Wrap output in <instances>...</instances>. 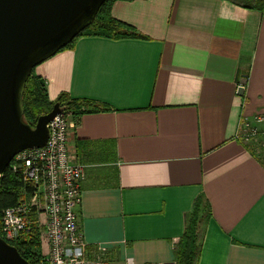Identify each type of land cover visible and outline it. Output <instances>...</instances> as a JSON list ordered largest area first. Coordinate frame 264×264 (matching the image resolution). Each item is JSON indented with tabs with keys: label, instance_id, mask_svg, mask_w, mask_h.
Returning a JSON list of instances; mask_svg holds the SVG:
<instances>
[{
	"label": "crops",
	"instance_id": "obj_1",
	"mask_svg": "<svg viewBox=\"0 0 264 264\" xmlns=\"http://www.w3.org/2000/svg\"><path fill=\"white\" fill-rule=\"evenodd\" d=\"M111 12L149 39L82 36L35 68L52 102L67 92L112 108L69 126L87 256L178 264L202 216L196 264H264V151L234 137L264 114V14L238 0H117Z\"/></svg>",
	"mask_w": 264,
	"mask_h": 264
},
{
	"label": "water",
	"instance_id": "obj_2",
	"mask_svg": "<svg viewBox=\"0 0 264 264\" xmlns=\"http://www.w3.org/2000/svg\"><path fill=\"white\" fill-rule=\"evenodd\" d=\"M106 0H0V175L14 157L46 145L48 124L62 108L24 120L23 96L36 66L79 36ZM238 93L244 94V88ZM0 264H31L0 236Z\"/></svg>",
	"mask_w": 264,
	"mask_h": 264
},
{
	"label": "built area",
	"instance_id": "obj_3",
	"mask_svg": "<svg viewBox=\"0 0 264 264\" xmlns=\"http://www.w3.org/2000/svg\"><path fill=\"white\" fill-rule=\"evenodd\" d=\"M71 121V113L61 111L48 124L46 145L26 149L12 160L14 170L22 172L24 179L34 184V199L37 194L44 196L42 210L48 216L49 247L38 264H109L100 254L87 256V244L79 227L84 165L71 159L68 147ZM234 137L264 151V114L243 116ZM34 205L24 200L3 211L0 232L6 241L15 243L38 225ZM127 262L134 264L131 258Z\"/></svg>",
	"mask_w": 264,
	"mask_h": 264
},
{
	"label": "trees",
	"instance_id": "obj_4",
	"mask_svg": "<svg viewBox=\"0 0 264 264\" xmlns=\"http://www.w3.org/2000/svg\"><path fill=\"white\" fill-rule=\"evenodd\" d=\"M115 1L117 0H106L101 6L94 22L82 31L72 43L61 50L73 48L76 41L82 36H100L112 39H149L148 36L139 32L134 26L118 20L112 15L111 8ZM255 1L254 7L264 14V0ZM23 103L25 109L24 120L33 127H35L39 116L51 111L55 103L60 104L62 111L71 113L72 121H78L80 117L86 113L112 110V108L105 103L88 98H74L67 92L62 93L55 102H52L48 95L47 82L36 73L35 68L27 82ZM33 119L36 121L33 122ZM12 165L13 163L11 162L5 172L0 176V227L3 211L7 207L14 206L20 201H24L25 199L23 198L25 196H34L35 192L34 184L26 181L23 173L14 170ZM195 215H197V212ZM200 217H198L196 225L193 224L190 227L188 226L187 232L180 241L177 250L178 264H196L197 262L200 254V237L198 234L200 230ZM36 226L32 232L23 234L17 242L10 243L14 245L21 255L31 264H38L42 257L38 247L39 242L35 240L37 237Z\"/></svg>",
	"mask_w": 264,
	"mask_h": 264
},
{
	"label": "rangeland",
	"instance_id": "obj_5",
	"mask_svg": "<svg viewBox=\"0 0 264 264\" xmlns=\"http://www.w3.org/2000/svg\"><path fill=\"white\" fill-rule=\"evenodd\" d=\"M241 1L245 4H250V5H254L255 4V0H238ZM33 122H35L36 120L33 119ZM37 199H34V196L31 197H27L25 196L23 199L34 203V210L37 211L35 213V218L38 220V225H37V237L35 238V240H37L39 242L38 247L40 249L41 255H45L48 252V240H47V236H46V228H47V224H48V216L46 214L43 213L42 210V206L44 203V196L43 194H37ZM200 235V234H199ZM28 255V254H27Z\"/></svg>",
	"mask_w": 264,
	"mask_h": 264
}]
</instances>
